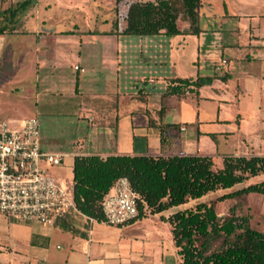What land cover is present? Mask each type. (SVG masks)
Wrapping results in <instances>:
<instances>
[{
  "label": "crops",
  "instance_id": "0c3cea01",
  "mask_svg": "<svg viewBox=\"0 0 264 264\" xmlns=\"http://www.w3.org/2000/svg\"><path fill=\"white\" fill-rule=\"evenodd\" d=\"M147 1L154 2L115 1L113 8L120 18L112 24L116 22L117 27L98 30L48 26L53 14L47 10L52 4L46 3L42 14L31 0L28 11L16 18L13 32L0 34V42H15L14 47L0 44V120L19 125L36 117L17 118L5 111L8 104L3 100L21 90L27 59L35 68L38 96L39 69L56 67L59 58L70 55L73 71L87 75L74 80L66 77L72 87L67 95L76 100L73 110L63 116L61 126L53 117L47 118L56 126L47 133L45 145H39L43 152L70 158L71 172L75 156H264V0H200L198 34L190 32L182 15L176 22L181 34L175 36L122 34L130 5ZM6 59L13 64L11 72L1 69ZM109 65L118 83L131 84L127 92L103 95L99 87L89 85L99 84ZM129 67L145 72L137 80L126 71ZM198 77H211L212 82L195 92H190L192 87L181 88L177 94L166 92L168 86H177L172 79ZM156 84L159 91L154 90ZM44 92L64 94L60 88ZM127 98L126 108L119 111L120 102ZM187 98L194 103L191 122L174 112ZM204 105L211 116H202ZM32 110L29 106L28 113L33 114ZM230 141L234 150L218 154L217 145L227 146ZM246 148L255 150L254 154L244 152ZM261 181L264 174L258 176ZM187 204L117 227L73 210L53 225L0 216V264H180L166 219Z\"/></svg>",
  "mask_w": 264,
  "mask_h": 264
},
{
  "label": "trees",
  "instance_id": "16d2710c",
  "mask_svg": "<svg viewBox=\"0 0 264 264\" xmlns=\"http://www.w3.org/2000/svg\"><path fill=\"white\" fill-rule=\"evenodd\" d=\"M2 0H0L1 2ZM118 4L121 0H115ZM200 0H154L135 2L129 7L124 35L148 36L181 34L177 27L179 15L189 23L190 32L198 34ZM31 7V0L10 4L0 10V34L13 32L16 18ZM114 27L117 23L114 22ZM168 94L190 92L209 85L211 77L172 79ZM216 167L211 156L184 154L173 156L98 155L75 156L72 166V194L77 211L97 222H105L101 204L119 178H126L140 197L138 215L158 214L170 208L219 190H229L264 174V156L221 158ZM251 194L264 195V181L249 184L217 198V201L245 199ZM237 204V203H236ZM238 206L219 216L215 202L198 203L193 209L171 214L173 245L180 264H264V230L250 226V217L237 215ZM132 220V221H134Z\"/></svg>",
  "mask_w": 264,
  "mask_h": 264
},
{
  "label": "rangeland",
  "instance_id": "374dc122",
  "mask_svg": "<svg viewBox=\"0 0 264 264\" xmlns=\"http://www.w3.org/2000/svg\"><path fill=\"white\" fill-rule=\"evenodd\" d=\"M13 1H22V0H13ZM3 1L0 3V10L7 8L9 6L8 2L5 4ZM33 6L38 7V12L44 14L45 9L44 6L46 3L52 4L51 10H47V12L52 13V19L48 21L46 25L51 27H61V28H73L77 27L79 29H98V30H107L112 28L114 25L112 24L113 19L119 20L120 17L117 18L116 12L117 10L113 7L115 6V0H33ZM54 5V6H53ZM122 14L121 16H123ZM123 18V17H121ZM45 25V27H46ZM76 39V38H73ZM27 40H24L22 43L23 46L27 47ZM18 43V42H16ZM2 45H6L7 47L11 45L15 46V42L13 40H8L7 42H0ZM106 44V43H104ZM68 46H71L68 44ZM9 49V48H8ZM7 49V50H8ZM14 49V48H13ZM15 50V49H14ZM13 50V51H14ZM68 52V51H67ZM69 55V54H68ZM12 58L14 59V52H12ZM7 61V59H6ZM28 59L24 63V84H22L23 93L20 91H14L9 93L4 97V102L8 105L5 107V111H12L16 115L17 118L28 117V116H36L40 122L39 128V142L43 145L47 142V133L49 130H54L56 123L61 126L63 116L66 115L69 111L71 112L74 107L75 98H71L67 93H70L72 90L70 81L68 82V77L70 80H74L75 78L83 79L87 74H77L73 71V58L72 56H67L66 59H60L59 63H57L56 67H41L39 69V95L35 96V85L33 84V72L35 68L27 62ZM70 62V63H69ZM13 68V64L8 61L2 64L1 69L5 72H11ZM126 71L131 74V77L137 78L139 80V76L145 72V70H137L134 67H129ZM67 77V78H66ZM66 78V79H64ZM115 72L111 65L104 71V79L99 84L90 83L89 85L92 87H99V94L106 95L107 93L116 92V90H120V92H127L128 88L131 86L130 83H126L124 80H120L118 83L116 80ZM45 88L60 90L64 93L63 95H48L45 93ZM155 91L160 90V84H156L154 87ZM132 100V99H131ZM127 101V102H126ZM130 98L127 100H122L120 102L119 111H122L126 108ZM36 104V105H35ZM31 106L33 108L32 113H28V108ZM180 112L183 115V120H189L191 122L193 114H194V103L191 102V99L187 98L180 102L174 112ZM51 115V116H49ZM202 116L208 117L211 116L209 106H202ZM53 117V121H49L48 119ZM48 118V119H47ZM128 123V122H127ZM123 125V121L121 122ZM128 125V124H127ZM189 130V129H188ZM234 141L228 142L227 146H224L222 143L217 145L218 154H224V152H232L234 150ZM214 150V149H213ZM205 152V151H204ZM244 152H248L249 154H254L255 150L252 148H246ZM206 151L204 154H207ZM211 151H209V154ZM176 154L177 153L176 151ZM202 154V153H200ZM214 163L216 167L221 166V157L213 156ZM50 174L62 181V184L65 186H69L71 188L72 183V172L70 165V158H64L63 162L59 166H49L48 167ZM258 177L254 178L244 184L236 185L232 189L229 190H219L214 193H210L199 200L189 201L184 209H193L195 205L198 203H212L215 202V210L219 216H224L229 213V209L232 205H237L238 208L236 210L237 215H247L250 217V226L253 229L263 231L264 230V195L259 194H251L247 196L245 199L240 200H226L223 202L217 201V198L240 189L246 185L251 183H257ZM237 203V204H236ZM162 227L160 226V229ZM168 231V228H167ZM166 233V231L164 230ZM169 232V231H168Z\"/></svg>",
  "mask_w": 264,
  "mask_h": 264
},
{
  "label": "built area",
  "instance_id": "2783aa9c",
  "mask_svg": "<svg viewBox=\"0 0 264 264\" xmlns=\"http://www.w3.org/2000/svg\"><path fill=\"white\" fill-rule=\"evenodd\" d=\"M63 158L40 149L36 117L19 125L0 120V216L53 225L71 210L79 212L72 187L62 184L48 169L61 165ZM139 201L128 180L119 178L101 204L105 223L117 227L131 222L138 215Z\"/></svg>",
  "mask_w": 264,
  "mask_h": 264
}]
</instances>
